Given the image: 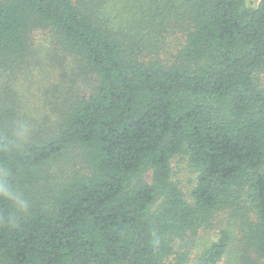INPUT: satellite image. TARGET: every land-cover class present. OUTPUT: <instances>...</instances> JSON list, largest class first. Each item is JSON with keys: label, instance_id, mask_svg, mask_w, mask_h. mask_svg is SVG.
Segmentation results:
<instances>
[{"label": "trees", "instance_id": "1", "mask_svg": "<svg viewBox=\"0 0 264 264\" xmlns=\"http://www.w3.org/2000/svg\"><path fill=\"white\" fill-rule=\"evenodd\" d=\"M44 50V114L0 104V264H218L232 218L264 264V0H0L4 80Z\"/></svg>", "mask_w": 264, "mask_h": 264}, {"label": "rangeland", "instance_id": "2", "mask_svg": "<svg viewBox=\"0 0 264 264\" xmlns=\"http://www.w3.org/2000/svg\"><path fill=\"white\" fill-rule=\"evenodd\" d=\"M32 38V42L35 46V44H40L42 42L45 43L47 34L44 30L36 29L32 33ZM27 62L28 63L23 62L21 64L24 68L19 67V69L15 70V72L13 73V77H7V82L4 80L5 76H3V73L0 75V88L1 93L3 94L1 95L0 104L2 103L4 98H6V96L10 95L11 97H13L17 102V106L19 108L18 112L20 113L22 119H27L31 115L41 117L44 114L43 93L44 90L48 89V87L51 85L48 81H42V77L46 75L45 69L48 68L46 65L47 59L45 50L42 52L39 51L36 58L33 54L28 55ZM44 84H46V86ZM5 92L6 95H4ZM70 159L75 161L76 164H66L75 165V169L78 170L79 165L82 163H80L78 158ZM63 166V160H61L60 162H48V165L46 166L47 175H60L59 170ZM171 167L173 171L171 180L178 185L184 197L190 199L189 193L194 185L195 172L188 165L186 158L181 156L173 157V159L171 160ZM65 170L68 171L67 169ZM144 179L146 181H150V173H147L144 176ZM238 222L239 221L232 218L231 222L220 220L215 224V228H218L217 226L226 228L231 236L229 250L218 264H236V262H238V260L234 257V255L238 257L241 253V249L238 246L240 245L238 240L239 236L241 235V232L238 228ZM215 232L217 231H210L209 236L206 233H202V235L205 237H203L201 234L199 236H202V238L206 241L214 240L216 239ZM193 242V253H196L204 246V244L200 243L199 239ZM196 248L198 249L196 250ZM259 262H261L260 259L257 263Z\"/></svg>", "mask_w": 264, "mask_h": 264}, {"label": "clouds", "instance_id": "3", "mask_svg": "<svg viewBox=\"0 0 264 264\" xmlns=\"http://www.w3.org/2000/svg\"><path fill=\"white\" fill-rule=\"evenodd\" d=\"M4 191H5V194H9L7 189H4Z\"/></svg>", "mask_w": 264, "mask_h": 264}]
</instances>
